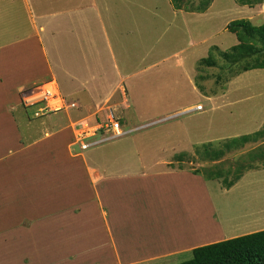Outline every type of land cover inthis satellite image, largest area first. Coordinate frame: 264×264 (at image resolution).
I'll return each instance as SVG.
<instances>
[{
	"label": "rangeland",
	"instance_id": "374dc122",
	"mask_svg": "<svg viewBox=\"0 0 264 264\" xmlns=\"http://www.w3.org/2000/svg\"><path fill=\"white\" fill-rule=\"evenodd\" d=\"M7 1L0 0L2 9L7 8ZM57 1L42 0L44 3L48 2L47 7L53 6V2ZM59 1L63 4L85 2V0ZM94 1L110 9L105 13H111L106 19L111 20L112 24L109 35L113 58L123 77L120 79L117 74L108 73V64H104L99 72L100 77L104 72L108 73L106 78H101V83H98L100 79L86 83L80 75L76 77L77 80H72L65 73L56 70L58 90L64 97L75 98L80 106L84 103L78 101L76 97L83 94L87 102H91L92 107L88 110L83 109L85 112L78 119L75 116L79 113L74 114V108L43 114L37 109L33 114L34 108L19 105L10 112L12 116L17 117L21 129L25 128V123L31 119L30 126H26L30 131L26 128L23 132L26 135L40 129L43 120L48 119L50 122L52 119L58 120L63 126L67 123L69 126L73 124L70 128L72 137L75 136V142H81L91 133L92 124L107 122L108 108H111L115 117L124 118L126 123L132 121L134 123H128L122 128L127 130L124 135L100 141L82 150L90 162L94 160L99 164L95 168L102 176L107 178L110 172L125 168L131 170L154 168L157 171L163 169L175 172L181 168L189 173V178H185V183L181 186L182 193L190 192L188 198L194 195L196 199L187 198L188 200L181 202L184 205V216L180 211L177 215L175 210L171 213L169 208H164L156 214L151 210L144 213L145 215H138L139 222L143 221L145 225H149L150 232L137 229L132 224L129 226L127 222L125 224L123 222V226L117 225L114 234L116 241L118 237L123 238L121 248L118 245L117 252H114L117 260L125 258V264H133L136 261L137 264H172L189 258V250L196 247V243H192L189 248H180L176 251H173V248L157 251L158 247L165 245L164 242L167 240L164 237L176 240L171 239L174 234L168 232V226L163 225L164 220L174 219L171 228L177 235L193 234L197 238L209 235L206 233L208 222L215 226L216 232L222 231L223 235L219 239L264 229V159L262 163L255 161L249 169L242 168L240 178L228 185L223 179L226 178L227 181L232 176L228 174L227 178L226 175L217 174L215 177L213 174L220 170L219 167L227 168L229 164L235 167L230 161L231 156L243 154L244 150L236 149L233 155L229 156L228 153L227 156L215 160L201 153L206 151L207 147L204 145L210 141L216 143L225 138L264 130V68L242 71L230 79L218 81V74L223 71L227 73V65L220 58V52L236 43L235 35L227 30V23L239 18H247L254 24L264 22V0L253 6L240 5L235 0H212L204 12L175 9L171 0ZM197 1L194 0L195 3ZM30 6L32 8L33 4ZM76 12L67 16L69 20H73L69 23L71 27L73 24L78 25L77 13L78 16L80 14L91 17L96 11L93 8H85ZM24 16L21 9L15 17L0 16V42L27 32L28 26L18 22ZM72 31L74 33L71 32L70 35L65 29L63 33L59 32L62 37L75 39L79 32ZM96 33L93 35L95 39L102 36L100 28ZM71 50L66 49L65 56L60 54L52 58L57 63H65V70L69 68L68 71L75 72L78 68H74L70 62L73 57L78 58L76 54L78 51ZM211 50L214 51L216 64L213 67L199 64V59L209 55ZM96 64L101 67L100 63ZM199 66L204 69L201 70ZM49 79L51 78L48 76L40 77L36 79L40 80L39 82L30 84L33 87L38 86ZM88 86L94 89L90 94L85 90ZM20 88L17 87L18 94ZM68 98L66 101L71 102ZM27 110H30L28 114ZM92 110L95 112L89 118L87 113ZM142 125H144L142 128L137 127ZM131 127L138 129L129 130ZM39 133L37 130L38 135ZM100 134L98 132L96 137L89 136L91 138L86 140L98 139L102 136ZM257 140L259 145L264 144V135ZM248 144L254 143L249 141ZM195 169L200 172L194 174ZM185 184L196 193L189 191ZM75 186L69 182L70 192L77 188ZM79 186L83 189V185ZM202 188H205L207 198L204 197ZM107 189L104 187L106 192ZM85 196L91 198L87 199ZM101 198L104 204H108V197ZM73 201L79 205L72 212L75 215L69 213L58 216L59 212L47 210L45 214L39 213V221L34 224L36 215L35 219H29V216L21 219L19 225L14 221L6 223L4 217L5 227L2 228L3 232L0 231V264L104 262L102 256L107 253L109 246L107 233H104L105 236L93 237L94 242L90 237L77 239L85 232L84 223L87 217L93 218L91 214L94 210L97 216L98 200L89 188L83 195L74 196ZM85 202H88L86 204L89 206L84 205ZM192 202L195 204L189 205ZM79 208L83 213H78ZM103 208L106 210V207ZM56 218L58 220H55ZM70 218L73 223L67 225L66 219ZM179 219L182 221H177ZM158 224L161 228L157 229ZM209 238L211 237H207ZM126 240L133 242L131 246L137 244L144 248L132 254L131 251L126 253L124 243ZM53 248L59 250L54 249L55 252ZM40 250L48 254H42ZM130 255L131 261L126 258ZM105 257L109 260L108 254H105Z\"/></svg>",
	"mask_w": 264,
	"mask_h": 264
},
{
	"label": "crops",
	"instance_id": "0c3cea01",
	"mask_svg": "<svg viewBox=\"0 0 264 264\" xmlns=\"http://www.w3.org/2000/svg\"><path fill=\"white\" fill-rule=\"evenodd\" d=\"M40 1L41 3H39ZM7 2L6 9L0 7V16L13 15L15 17V14L21 9L25 16L20 18L21 20L18 22L26 24L28 30L0 42V231L3 232L2 228L5 227L4 217L6 223L14 221L19 225L21 219H26L28 216L29 219H35L36 215V221L31 220L34 224L39 221V213L45 214L47 210H53L54 213L59 212L58 216L72 213L74 208L79 206L73 201L74 196L83 195L84 191L90 188L98 200V204L96 203L97 216L94 210L91 214L94 219L87 217L84 223L85 232L81 233L77 239L82 240L90 237V240H93V237L105 236L104 233H107L109 246L105 254H108L109 260L104 254L102 257L105 261L99 264H125V258L117 260L116 253H114L117 252L118 245L121 248L123 242L122 237H118L116 241L115 227L117 225L123 226V222L124 224L127 222L129 226L132 224L137 229L141 228L144 232H150L148 230L149 225H145L146 223L143 221L139 222L138 215H145L144 213L151 210L156 214L164 208H169L171 213L175 210V215H177L180 211L184 216V205L181 202L188 198L190 192L182 193L181 186L185 183L184 179L189 178V173L183 169H177L178 171L175 172V170L165 171L163 169L157 171L154 168H150V170L125 168L110 172L109 177L105 178L96 169L99 164L94 160L90 162L88 157L83 154V149L79 147L78 142H75V136L72 137L70 128L73 127V124L69 126L67 123L63 126L59 124L58 120L51 119L49 122L46 119L41 122L42 127L40 129L32 131L29 135L23 133L24 129L30 126L31 119H28V123L24 125L25 128L21 129L20 122L16 116L11 115L10 110H14L19 105L26 108L32 107L34 110L35 107L23 103L22 96L17 93V87L38 82L40 80L37 81L36 79L45 76L54 80L58 87L56 70L65 73L72 80H77L76 77L80 75L86 80V83L95 79H100L98 83H101V78H106L108 73L117 74L120 79L123 76L113 58L111 36L109 35V30L112 31V24L111 20L106 19V17L111 16V13H105V11L110 10L106 9L107 6H105L106 8L102 7L94 0H89V2L85 0L84 3L79 4H63L58 0L49 7H47L48 2L44 3L42 0H8ZM31 3L33 4L32 8ZM85 8H93L96 12L91 17L80 14L78 16L77 12ZM74 12L77 13L78 25L73 24L71 27L69 23L70 20L72 22L73 20H69L67 16ZM98 28L102 30V36L95 39L93 35L97 34ZM64 29L69 31V35L73 32L72 30L78 31L79 34L75 33L77 35L75 39L68 36L62 37L59 31L63 33ZM66 49L70 51L77 49L78 51L76 52L78 58L73 57L70 62L73 63L74 68H78L75 72L68 71L69 68L65 70V63H57L52 58L53 56H60V54L65 56L64 51ZM8 51L12 52L9 53ZM96 63H100L101 67ZM104 64H108V73L104 72L100 77L99 72L103 69ZM85 90H88L89 94L91 90L94 91L90 86ZM74 99L69 100L76 102ZM76 99L84 103L79 106L76 102L77 105L74 107L73 113H79L78 116H75L78 119L85 112L82 111L83 109L88 110L92 106L83 94ZM29 112L30 110H27V114ZM94 112V110L88 112V117L90 118ZM34 113L36 110L33 111ZM128 123L133 124L134 121ZM94 125L96 124H92V126ZM143 126L137 127L142 128ZM137 127H131L129 130H134ZM37 130L40 131L39 135ZM123 131L122 135L127 130L123 129ZM96 135L97 132L92 137H96ZM86 137H88L87 139L91 138ZM101 137L94 138L93 141H97ZM88 141L90 142V140ZM70 144L72 145L70 146ZM69 182L77 187L73 188L71 192L68 187ZM107 182L109 183L105 186ZM79 184L83 185V189ZM104 187L108 188L107 192ZM203 190V195L207 198L205 188ZM189 191L191 190L189 189ZM191 192L196 193L195 190ZM101 196L109 198L108 204H104ZM85 198L90 199L91 196H85ZM192 198L196 199L194 195L188 199L191 200ZM88 202L83 204L89 206L86 204ZM191 204H195V202L189 205ZM103 207H106V210ZM78 213H83L81 208H79ZM72 215L75 214L72 213ZM162 222L165 227L168 226V232L174 234L171 239L176 240L164 237L167 241L164 242L165 245L158 247L157 251H166L169 248L176 251L180 248H189L192 243L201 245L222 240L219 239L223 235L222 231L216 232L215 226H211L210 222H208L206 232L209 234L207 237H211L209 239L205 235L198 238L193 234L177 235L171 228L174 219ZM70 223H73L71 218L66 219V224L69 225ZM157 226V229L161 228L160 224ZM124 243L126 253L131 251L132 254L136 250L144 248L137 244L131 246L133 242L128 240ZM54 249L59 250V248H53V251H55ZM154 251L156 250L154 249ZM40 252L45 255L48 254L44 250H40ZM126 258L131 261L132 257L130 255ZM137 263L138 261L133 264Z\"/></svg>",
	"mask_w": 264,
	"mask_h": 264
},
{
	"label": "trees",
	"instance_id": "16d2710c",
	"mask_svg": "<svg viewBox=\"0 0 264 264\" xmlns=\"http://www.w3.org/2000/svg\"><path fill=\"white\" fill-rule=\"evenodd\" d=\"M235 1L240 5L248 6L262 2V0ZM211 2L212 0H198L196 3L194 0H171L175 9H183L190 12H204ZM227 30L235 35L236 43L220 52V58L227 65V73L223 71L221 74H218V81L225 78L230 79L242 71L264 68V22L254 24L247 18L234 19L227 23ZM213 52L211 50L209 55L201 57L198 63L206 65V67H213L216 64V57ZM200 69L203 70L204 67H200ZM20 87V96H23L34 88L30 83ZM117 119L121 127L126 126L124 118ZM98 131H101V129ZM262 135H264V130L225 138L216 143L212 141L206 143L204 147H207V149L204 153H201L211 160L227 156L228 153L231 156V154L235 153L236 149L238 151L244 150L243 154L231 156L230 161L235 164V167L230 164L227 168L219 167L220 170L215 171L213 176L217 177V174H223L228 178L229 174L232 178L227 181L224 178L223 182L231 185L240 178L242 174L240 170L242 168L246 167L249 169L255 161L262 163L264 159V144L259 145V140H257ZM249 141L254 144L249 145ZM199 172L200 170L198 169L193 171L194 174ZM189 252V258L172 264H264V229L217 242L198 245L189 250Z\"/></svg>",
	"mask_w": 264,
	"mask_h": 264
},
{
	"label": "built area",
	"instance_id": "2783aa9c",
	"mask_svg": "<svg viewBox=\"0 0 264 264\" xmlns=\"http://www.w3.org/2000/svg\"><path fill=\"white\" fill-rule=\"evenodd\" d=\"M53 83V84H52ZM23 103L26 105H35L39 104V110L44 112H56L66 108L75 107V103L73 101L67 102L66 99L60 94L58 91V87L55 84L54 80H47L42 82L40 85L35 86L31 91L24 94L22 96ZM107 122L101 124L98 123L93 127L91 133L88 135H95V133L101 129V133L103 136L97 141L90 142H80V146L83 149L90 147L93 144H97L100 141H104L109 138H114L122 135L124 131L120 127V123L116 119L113 110L108 108L107 113ZM87 127V126H85Z\"/></svg>",
	"mask_w": 264,
	"mask_h": 264
},
{
	"label": "clouds",
	"instance_id": "9594fccd",
	"mask_svg": "<svg viewBox=\"0 0 264 264\" xmlns=\"http://www.w3.org/2000/svg\"><path fill=\"white\" fill-rule=\"evenodd\" d=\"M47 81V80H46ZM39 82V81H38ZM45 82V81H44ZM42 83V82H41ZM35 87V86H34ZM59 91V90H58ZM60 92V91H59ZM60 94H61V92H60ZM63 97H64V95L63 94H61ZM65 99H67V97L65 96L64 97ZM74 102V101H73ZM75 103V102H74ZM31 106H34L35 108H36V110L37 109H39V104H35V105H31ZM74 108V107H73ZM66 109H69V108H66ZM41 111V110H40ZM42 112V114L43 113H46V112H44V111H41ZM56 112H58V111H56ZM117 119V118H116ZM118 120V119H117ZM119 122V121H118ZM95 124H98V123H95ZM123 130V129H122ZM99 131H97V133H98ZM99 133H101V132H99ZM96 134V133H95ZM100 135H102L103 136V134L101 133ZM91 136H94V135H91ZM121 136V135H120ZM88 137H86V138H84L83 139V141L85 140L86 142H89V141H87L86 139H87ZM94 140V139H93ZM93 140H91V141H93ZM78 144L80 145V142L78 141ZM89 148V147H88ZM81 149H83V148H81ZM87 149V148H86ZM83 150H85V149H83ZM229 238H231V237H229ZM225 239H227V238H225ZM222 240H224V239H222ZM219 241H221V240H219ZM214 242H217V241H214ZM202 245V244H201Z\"/></svg>",
	"mask_w": 264,
	"mask_h": 264
},
{
	"label": "bare ground",
	"instance_id": "6f19581e",
	"mask_svg": "<svg viewBox=\"0 0 264 264\" xmlns=\"http://www.w3.org/2000/svg\"><path fill=\"white\" fill-rule=\"evenodd\" d=\"M53 84V83H52Z\"/></svg>",
	"mask_w": 264,
	"mask_h": 264
}]
</instances>
